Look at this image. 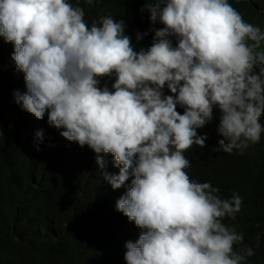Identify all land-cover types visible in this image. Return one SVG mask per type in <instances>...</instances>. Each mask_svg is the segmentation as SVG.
<instances>
[{"label":"clouds","instance_id":"9594fccd","mask_svg":"<svg viewBox=\"0 0 264 264\" xmlns=\"http://www.w3.org/2000/svg\"><path fill=\"white\" fill-rule=\"evenodd\" d=\"M146 7L150 20L164 27L155 30L147 50L135 51L122 20L105 15L89 26L79 3L0 0V39L14 43L13 59L27 88L9 92V105L33 114L42 130L36 143L28 123L25 136L37 150L57 146L52 140L77 150L68 142L74 140L95 153L80 165L41 160L69 206L61 221L48 208L33 217V205L43 201L29 199L38 178L35 186L16 184L17 192L0 188L15 221L32 213L31 225L47 242L46 264L64 252L76 253H64V264L92 252L109 257L108 264H243L255 254L246 245L234 250L244 245L243 233L222 222L236 218L242 198L233 193L222 199L210 182L190 178L184 153L205 147L206 135L197 129L212 120L214 105L222 113L217 131L223 137L214 151L243 154L260 142L264 30L247 23L228 0H156ZM113 74L114 91L98 86L100 77ZM166 83L177 95L162 94ZM101 187L109 196L99 202ZM8 256L3 247L0 264Z\"/></svg>","mask_w":264,"mask_h":264},{"label":"trees","instance_id":"16d2710c","mask_svg":"<svg viewBox=\"0 0 264 264\" xmlns=\"http://www.w3.org/2000/svg\"><path fill=\"white\" fill-rule=\"evenodd\" d=\"M70 2L74 6L79 3V6L84 9V18L89 26L94 20L98 21L100 16L105 15H110L118 21L122 20L125 25L124 34L131 39L135 51L147 50L153 43L155 30L164 27L159 20L155 23L150 20L151 13L146 7L147 4L155 3L156 0H96L91 6L84 0H70ZM228 2L241 13L247 23L264 30V0H228ZM138 35L141 37L139 40ZM168 39L171 40L173 47L177 45L175 36H170ZM259 50H264V42ZM13 55L14 43L6 41L2 36L0 39V188L5 194L10 190L17 192V188L13 189L16 184H21V189L29 181L35 186L36 178H38L37 190L29 195V199L32 202L40 199L43 201L38 207L33 205L32 211H35L33 217L40 214L43 209L46 214L48 208L61 221L67 216L69 206L61 199L62 193L55 177L41 160L55 157L66 161L68 165H80L91 163L95 153L89 146L81 147L78 142L72 145L77 147V150L65 148L56 140H52L51 143L57 146H44L42 150H37L32 145L29 137L25 136V130L29 123L30 137L32 141L38 143L36 132L28 120V116L33 114L23 110L16 111L8 101L9 92L24 94L27 91L25 73L17 68ZM11 68L18 71L19 78L15 76ZM255 71L258 72L259 68L257 67ZM115 79L114 74L100 77L98 86L114 91L112 85ZM162 94L177 95L168 89L167 83L162 89ZM219 110L218 105H214L215 113L212 112V120L197 129L198 135H206L205 147L201 149L194 145L184 153L190 161V167L185 171L193 180L201 183L210 182L213 187L219 188L218 195L222 199H230L233 193L239 194L243 201L241 211L236 214L234 220L226 217L222 222L228 227L235 228L238 233H243L244 245H236L234 250L240 251L245 245L254 250L255 254L246 257L243 264H264V133L261 134L260 142L250 144L243 154L235 149L231 154L222 150L214 151L215 148H219L218 141L223 139L217 131L222 115ZM176 111L183 114L184 107L177 104ZM45 114L47 126H51L48 123V110ZM259 122L264 127V111ZM70 168L69 166V178H71ZM67 188L73 189L70 184H67ZM4 196L1 197L0 194V251L6 247L9 255L6 264H46L43 253L50 255L45 251L47 242L39 232H35L38 227L31 225L32 213L23 220L15 221L7 212L10 210L1 202ZM108 196V188L101 187L99 202ZM22 206L25 214L28 205L22 202ZM118 235L120 238L121 233ZM115 238L116 236L113 238V245L116 248L118 244ZM66 254L75 255L76 253ZM108 260L109 257H102L99 253L92 252L82 255L75 264H104ZM64 263L65 256L61 253L50 264Z\"/></svg>","mask_w":264,"mask_h":264},{"label":"bare ground","instance_id":"6f19581e","mask_svg":"<svg viewBox=\"0 0 264 264\" xmlns=\"http://www.w3.org/2000/svg\"><path fill=\"white\" fill-rule=\"evenodd\" d=\"M12 53H13V51H12ZM16 98V97H15ZM17 100V99H16ZM214 111H215V109H214ZM220 111V110H219ZM215 112H213V114H214ZM217 113V112H216ZM28 120L30 121V123H31V126H32V129H34L35 130V136H36V139H37V141L39 142V139H38V135H37V133H39V132H42V130L39 128V126H38V121H37V118L34 116V115H29L28 116ZM24 123V122H23ZM10 126V125H9ZM23 126V125H22ZM12 127V126H11ZM10 127V128H11ZM30 136H31V134H30ZM77 142L76 141H74V140H72V141H70L69 140V144L70 145H74V144H76ZM121 188L123 189L124 188V186L122 185L121 186ZM122 189H120V190H117V191H122ZM114 198V200H115V202H117V200L119 199V197H117V196H114L113 197ZM124 217H126V215H124ZM124 224H125V226H126V228H128V222L126 221V219L124 220ZM53 227H54V225L51 223V220H50V218H49V220H48V222H47V225H46V228H47V230L48 231H50V230H52L53 229ZM119 235H117L116 236V244H119V242H120V240H119ZM124 250H127V249H124ZM64 254V253H63ZM64 256H65V263L67 262V260L69 259V256L68 255H66V254H64ZM104 264H108V262H104Z\"/></svg>","mask_w":264,"mask_h":264}]
</instances>
